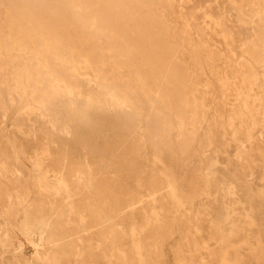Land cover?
I'll use <instances>...</instances> for the list:
<instances>
[{"label":"rangeland","instance_id":"1","mask_svg":"<svg viewBox=\"0 0 264 264\" xmlns=\"http://www.w3.org/2000/svg\"><path fill=\"white\" fill-rule=\"evenodd\" d=\"M239 1L134 5L164 22L156 50L175 55L184 87L160 116L100 31L91 37L104 82L124 107L71 73L75 53L71 94L40 113L31 87L22 99L7 87L15 67L34 68L30 53L0 54V264H264V42L239 18ZM23 2L0 0L1 45ZM164 169L175 188L159 193Z\"/></svg>","mask_w":264,"mask_h":264},{"label":"bare ground","instance_id":"2","mask_svg":"<svg viewBox=\"0 0 264 264\" xmlns=\"http://www.w3.org/2000/svg\"><path fill=\"white\" fill-rule=\"evenodd\" d=\"M256 1L259 2V13L255 12L252 0H240L239 4H235L239 18L253 26L258 45H261L264 42V0ZM141 2L143 3L144 0H24L20 16H16V20L12 21L11 37L4 39L3 45L0 44V54L5 52L9 58H12L13 55L17 57L27 51L30 53L32 62H35V66L32 69L29 66L30 70L22 69L20 64L17 70L15 67L11 74V82L7 83L9 91L22 99L28 95L26 88L31 87L28 97L30 102L38 107L40 113L46 112L47 106L54 104L60 96L71 94V90L66 87L68 77L66 68L72 55L77 53L80 59L77 64L71 66V73L87 76L95 83L101 97L110 99L112 104L118 107H124V97H118L117 90L104 82L102 56L99 55L97 45L92 39L94 36L91 37L96 31H100L103 36L113 39L112 43L120 49L124 61L130 60L133 63L137 71L134 81L145 94L147 92L150 95L149 103L153 114L159 116L164 114V106H170V100L182 99L184 87L177 80V74L174 71L175 55L171 54L167 47L163 48L161 55L156 50L155 40L161 38L166 30L164 22L152 14L154 8L136 11V7H142ZM164 4H167V1ZM176 4L173 2V6ZM130 8L139 12V17L132 18L129 13ZM88 9L93 10L90 18L87 16ZM185 27H183L184 30ZM1 59L0 73L3 71ZM205 66L208 67L206 64ZM181 119L183 120L182 117ZM179 129H181V123ZM156 141L160 142L161 139ZM163 171L165 183L156 190L158 192L168 187L175 188L172 174L167 169ZM218 219L228 224L222 209L218 211Z\"/></svg>","mask_w":264,"mask_h":264}]
</instances>
